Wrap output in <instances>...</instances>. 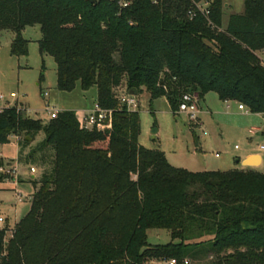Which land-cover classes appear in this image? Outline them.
I'll return each mask as SVG.
<instances>
[{
  "label": "trees",
  "instance_id": "16d2710c",
  "mask_svg": "<svg viewBox=\"0 0 264 264\" xmlns=\"http://www.w3.org/2000/svg\"><path fill=\"white\" fill-rule=\"evenodd\" d=\"M119 1L0 0V31L15 33L12 55L27 54L20 32L39 25L38 49L55 61L57 88L95 86L96 103L115 110L89 129L70 110L48 121L14 107L0 112V145L16 134L22 148L42 133L26 160L39 153V164H48L29 179L30 206L12 236L0 229V264L187 257L264 264V173L170 165L162 150L138 143V112L118 110L115 92L124 81L135 96L164 97L175 114L183 93L202 99L213 91L264 115V65L257 55L264 49V0H244L242 13L229 14L225 25L222 0L205 7L203 0H122L125 7ZM198 124L190 121V128ZM150 229L167 230L179 242L148 243Z\"/></svg>",
  "mask_w": 264,
  "mask_h": 264
},
{
  "label": "rangeland",
  "instance_id": "374dc122",
  "mask_svg": "<svg viewBox=\"0 0 264 264\" xmlns=\"http://www.w3.org/2000/svg\"><path fill=\"white\" fill-rule=\"evenodd\" d=\"M210 0H203L205 7ZM223 22L231 13H242L244 0H222ZM225 4L228 7L225 8ZM21 36L28 41L27 54L15 56L10 52V44L15 33L10 29L0 31V93L8 97L11 103L23 105L30 111L29 117L41 121L50 120L45 111V105L55 107L59 111H73L80 121L83 114L96 103L97 90L95 86L82 90L79 83L72 91H62L57 88L56 64L52 56L40 54L38 40L41 39L39 25L26 26ZM257 55L264 61V54ZM126 90V84H121L115 92L118 95ZM47 92V96L43 95ZM14 94L15 98H10ZM17 102H14V101ZM137 109L140 131L138 143L145 148H159L165 153L168 163L177 168L199 172L206 170L228 171L244 168L238 158H242L248 150L258 151L263 159L256 171L264 173V151L258 145L261 134H252L251 128L264 129V118L250 112H241L237 102L220 100L213 91L207 92L198 102V127L190 128V117L184 112L173 113L164 97L150 100L148 92L137 95ZM228 105V107H227ZM157 129L156 134H151ZM39 133L29 145H23L22 138L18 140L9 135V143L0 145V155L10 168H16L15 185L8 181L0 182V228H13L15 223L29 209L33 187L31 178H39L48 164H39V153L31 160H26L29 151L34 149L43 139ZM49 155V153H47ZM49 159V157H48ZM47 159V160H48ZM48 162V161H47ZM35 168L30 173L29 167ZM23 193V199L17 202L14 187ZM147 241L151 244L179 242L172 240L164 229L147 231ZM189 264H208L212 259L201 257L197 260L187 257ZM152 264V263H151Z\"/></svg>",
  "mask_w": 264,
  "mask_h": 264
},
{
  "label": "built area",
  "instance_id": "2783aa9c",
  "mask_svg": "<svg viewBox=\"0 0 264 264\" xmlns=\"http://www.w3.org/2000/svg\"><path fill=\"white\" fill-rule=\"evenodd\" d=\"M127 1H119V5L121 7L127 6ZM264 54V49L261 51H258ZM257 52V53H258ZM262 60V58H261ZM262 63L264 65V61L262 60ZM47 92H43L44 96H47ZM16 96L14 94L10 95V98H15ZM117 101H118V110H125V111H137L139 107V103L137 100V96L135 95H129L128 92L125 90L122 93H119L116 95ZM16 99V98H15ZM17 100V99H16ZM14 102H17V101ZM198 95L196 93H190L186 92L183 93L179 99L177 112H184L190 117V121L192 122H198L197 120V112L199 111L198 102H199ZM228 100H225L227 102ZM14 107L16 109V112H22V114L26 117H29L30 111L24 107L23 105L14 104L11 103L8 97L4 96L2 93H0V112L7 108ZM228 107V105H227ZM237 108L239 110H244L245 112H249V110L242 104L238 103ZM45 111L48 113L49 118H55L57 117L58 113L60 112L55 107L49 105L48 103L45 105ZM114 109H104L100 107L97 103L93 105L91 109L86 111L82 119L80 120L81 126L83 128L89 129L93 127L94 125L98 123H102L106 120L111 119V115L114 113ZM256 130L251 129L250 132L253 134ZM15 139H19L20 136L13 134ZM259 149L264 151V138L262 139L261 143L258 145ZM30 173L35 172V168L33 166L29 167ZM0 173L5 175L4 181H8L10 183H13L15 185V177H16V168H10L7 166V164L0 166ZM15 192V199L17 202L22 201L23 199V193L16 189V186L14 187ZM0 223H6V221H0ZM14 228V227H13ZM13 228H7L2 227L0 229H5V232L7 234V238L12 236ZM152 264H189L188 259H183L182 261H178L176 258H170V259H159V260H153L151 262Z\"/></svg>",
  "mask_w": 264,
  "mask_h": 264
},
{
  "label": "crops",
  "instance_id": "0c3cea01",
  "mask_svg": "<svg viewBox=\"0 0 264 264\" xmlns=\"http://www.w3.org/2000/svg\"><path fill=\"white\" fill-rule=\"evenodd\" d=\"M226 7H228V5L227 4H225V8ZM226 21H227V19H226ZM226 21L225 22H223V19H222V24L223 25H225L226 24ZM200 109V108H199ZM239 110V109H238ZM241 112H245L244 110H240ZM250 112V111H249ZM251 113V112H250ZM252 114H256V115H260L261 117H263L264 118V115L263 114H261V113H252ZM199 124H200V122H199ZM252 129V128H251ZM253 129H255L256 131L253 133V134H257V133H260L261 134V141H262V139L264 138V129H262V128H253ZM0 157H2L1 155H0ZM249 158H252L251 160V162H252V164H253V166H246V167H244V168H249V169H253V170H256L260 165H262V163H263V159H262V156H261V154L258 152V151H256V150H248L245 154H244V156L242 157V158H238L237 159V161L236 162H242V161H244V160H248ZM27 211V210H26Z\"/></svg>",
  "mask_w": 264,
  "mask_h": 264
},
{
  "label": "water",
  "instance_id": "95a60500",
  "mask_svg": "<svg viewBox=\"0 0 264 264\" xmlns=\"http://www.w3.org/2000/svg\"><path fill=\"white\" fill-rule=\"evenodd\" d=\"M91 2H94L95 0H90ZM128 94L129 95H135L132 91H129L128 92ZM157 133V129H153L152 131H151V134H156ZM29 141H30V138H27ZM252 158H249L248 160H244V161H242L241 162V164H242V166H244V167H246V166H253V164H252V160H251Z\"/></svg>",
  "mask_w": 264,
  "mask_h": 264
}]
</instances>
